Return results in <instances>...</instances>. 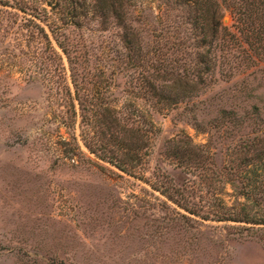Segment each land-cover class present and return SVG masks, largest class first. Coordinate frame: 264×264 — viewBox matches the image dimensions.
<instances>
[{"label":"rangeland","instance_id":"374dc122","mask_svg":"<svg viewBox=\"0 0 264 264\" xmlns=\"http://www.w3.org/2000/svg\"><path fill=\"white\" fill-rule=\"evenodd\" d=\"M18 3L45 6L0 0V264H264V42L232 27L223 6L227 28L206 57L215 63L188 96L161 106L148 99L147 79L184 73L208 48L185 11L129 0L128 54L111 16L81 20L69 27L82 44L80 101L92 124L103 113L125 128L110 133L105 122L82 135L66 112V58L9 7ZM221 109L240 122L217 119ZM131 128L139 149L128 174L98 155L118 154L108 136Z\"/></svg>","mask_w":264,"mask_h":264},{"label":"trees","instance_id":"16d2710c","mask_svg":"<svg viewBox=\"0 0 264 264\" xmlns=\"http://www.w3.org/2000/svg\"><path fill=\"white\" fill-rule=\"evenodd\" d=\"M43 1L44 5L48 9L41 7V11L36 7L28 9L22 4H16L15 6L10 5L9 7L22 12L26 16V19L31 23L40 37L45 43L52 46V51L55 57L59 56L57 49L64 54L67 61V71L69 82L72 87L67 89L68 95V106L70 109H66V112L70 111L73 119L77 115L79 118V127L83 133H95L93 128L99 124H105L103 122V117L105 114H98L97 119L93 120V124L89 121L88 115L86 114V109L82 105L78 91L77 84L75 81V73H79L76 68L77 61L75 60V53L78 51L77 47H82V44L76 45L69 38V27L78 28L81 24V20L96 21L97 23L104 24L109 16L112 17L114 26L119 28L120 34L118 35L119 40L123 46L125 54H128L133 50V46L136 44L134 41V34L132 33L133 27L126 21L127 17L125 14L126 6H130L129 0H82L77 8L72 6L75 5L76 0H40ZM165 6L169 8L173 5L181 8L185 11L186 18L188 19V24L197 30L199 36L197 38V43L199 45H207L208 48L205 51L197 52V61L191 64V66L184 68V73L172 76V73H155L154 77L147 79L146 89L148 92V99L154 105L165 106L166 104H175L180 96H188L194 89L198 88L199 84L203 82L202 74L204 70H207L209 63H215L213 57L206 58L210 53V46L212 42L217 38V34L221 29H226L227 26L221 25V11L222 7L229 9L232 14V27L246 30L245 36H251L252 39L256 41L264 42V0H160ZM42 3V4H43ZM68 4L71 6L70 9L64 11V5ZM77 10H81L78 11ZM42 13V14H41ZM37 18V21L31 18ZM255 23V26L252 24ZM249 25H252L249 27ZM44 27L48 32L45 31ZM249 28V33H248ZM247 33V34H246ZM233 36V35H232ZM260 36V37H259ZM197 44V46H199ZM57 48V49H56ZM136 47V51H138ZM77 59V58H76ZM200 64L204 65L202 70H200ZM62 68V63H61ZM64 68V67H63ZM189 74H194L196 79H190ZM205 74V73H204ZM172 76V77H171ZM74 100L76 101L77 107L74 106ZM105 113H109L108 107L103 109ZM99 118H102L99 120ZM217 119L226 120L228 122L236 121L239 123L240 117L235 115L233 111L230 110H218ZM72 119V120H73ZM119 127L121 130L125 131L124 126H120L113 118V121L106 122V130L113 133L112 130ZM119 129L117 128V132ZM128 137H119L109 135L116 144V150L118 154L102 152L98 155L102 160H105L121 171L129 172L131 162L135 161L138 155V129L131 128ZM126 133V132H122ZM100 138H104V131H100ZM90 152L95 153L93 146H88ZM104 150V147H101ZM198 150L199 148H195ZM191 147L188 149L187 153L192 155ZM184 152H186L184 150ZM186 153V154H187ZM177 154V152H175ZM183 154V153H182ZM198 155L194 152L193 156ZM128 174H131L129 172ZM185 208V207H183ZM245 214V213H244ZM214 215L213 213L211 214ZM206 216V215H204ZM244 216L245 222L259 223L257 221H252L251 218ZM240 218V217H232ZM240 221V220H239Z\"/></svg>","mask_w":264,"mask_h":264}]
</instances>
